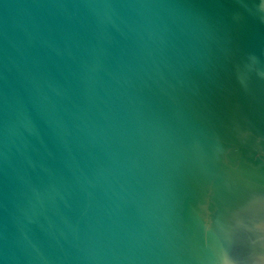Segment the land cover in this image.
Wrapping results in <instances>:
<instances>
[{"label":"water","instance_id":"95a60500","mask_svg":"<svg viewBox=\"0 0 264 264\" xmlns=\"http://www.w3.org/2000/svg\"><path fill=\"white\" fill-rule=\"evenodd\" d=\"M261 220L264 0H0V264H248Z\"/></svg>","mask_w":264,"mask_h":264},{"label":"clouds","instance_id":"9594fccd","mask_svg":"<svg viewBox=\"0 0 264 264\" xmlns=\"http://www.w3.org/2000/svg\"><path fill=\"white\" fill-rule=\"evenodd\" d=\"M255 228L259 232L264 233V220L257 222ZM257 243L260 244L261 247L259 250L253 251L248 264H264V235H260L255 241H253V244ZM225 264H229V262L226 261Z\"/></svg>","mask_w":264,"mask_h":264}]
</instances>
